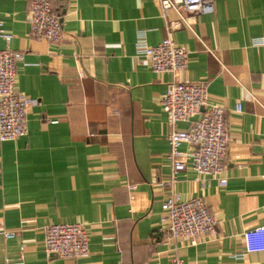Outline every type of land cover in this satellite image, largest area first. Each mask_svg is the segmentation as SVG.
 I'll use <instances>...</instances> for the list:
<instances>
[{
  "label": "crops",
  "instance_id": "0c3cea01",
  "mask_svg": "<svg viewBox=\"0 0 264 264\" xmlns=\"http://www.w3.org/2000/svg\"><path fill=\"white\" fill-rule=\"evenodd\" d=\"M30 1L0 0L8 47L21 55L16 89L34 101L27 135L0 143V264H264L242 240L264 225V0H213L212 14H184L170 34L189 52L177 82L207 86L229 134L225 186L188 166L171 189L160 105L170 77L154 74L136 44L143 34L158 45L178 15L162 18L154 0H50L63 35L52 44L29 36ZM170 194L200 198L216 235L165 241L157 229ZM51 223L84 225L89 256L47 258L42 228Z\"/></svg>",
  "mask_w": 264,
  "mask_h": 264
},
{
  "label": "built area",
  "instance_id": "2783aa9c",
  "mask_svg": "<svg viewBox=\"0 0 264 264\" xmlns=\"http://www.w3.org/2000/svg\"><path fill=\"white\" fill-rule=\"evenodd\" d=\"M162 18L174 11L180 21L167 22V36L156 46H148L143 34L138 35L137 57L145 60L156 75L170 77L160 105L167 115L171 130L168 134L169 152L167 159L170 173L164 186L171 189L176 176L188 166L198 176L226 185L222 178L223 159L227 154L229 134L225 127L224 109L209 102L207 86L196 83H179L176 74L186 70L189 52L173 43L170 34L185 23L184 14H212L213 0H154ZM27 22L29 36L60 44L63 35L59 19L54 14L50 0H31L28 5ZM13 39L2 29L0 40L6 48L0 50V143L12 142L27 135V110L34 101L16 89V64L21 55L8 47ZM255 44H263L257 40ZM236 112L240 108L235 109ZM189 123L186 130H176L177 123ZM190 146L188 153L180 147ZM218 221L200 198L182 201L178 195L168 196L163 207L157 232L167 242L185 240L195 245L204 236L217 233ZM44 251L47 258L82 259L89 256L88 236L84 225L47 224L42 228ZM16 233L7 232L4 237L14 238ZM246 254L264 252V225L252 228L242 235ZM173 264H182L173 259ZM6 264H24L22 258Z\"/></svg>",
  "mask_w": 264,
  "mask_h": 264
}]
</instances>
